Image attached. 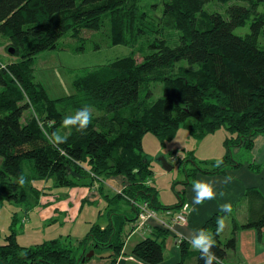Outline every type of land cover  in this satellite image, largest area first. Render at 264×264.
I'll list each match as a JSON object with an SVG mask.
<instances>
[{"label": "trees", "instance_id": "obj_1", "mask_svg": "<svg viewBox=\"0 0 264 264\" xmlns=\"http://www.w3.org/2000/svg\"><path fill=\"white\" fill-rule=\"evenodd\" d=\"M210 1L163 0L162 21L155 22L141 0H0V35L20 58L7 65L0 62L4 89L0 93V193L20 202L28 194L45 193V182H52V188H72L122 175L129 183L122 195L130 202L148 201L159 211L179 209L160 205L155 186L148 185L154 171L145 157L144 138L153 133L165 145L183 125L199 140L220 130L226 134L224 158L204 171L216 173L240 165L233 150H251L253 139L264 133V48L260 45L264 0H218L249 4H232L227 15L206 12ZM106 17L114 44L128 45L154 34L149 45L153 51L140 63L128 56L79 78L75 84L79 91L73 97L51 98L35 80V57L57 49L67 32L82 25L99 29ZM250 21V33L235 34V29ZM162 27L179 30L180 44L171 46L158 35ZM184 61L195 69L182 65ZM153 81L163 83V94L150 101ZM69 107L75 111L73 119L67 117ZM89 109L102 114L89 116ZM27 111L33 116L25 118ZM66 125L71 126L69 134L58 136ZM200 170L197 165L188 177ZM35 180L43 181L42 190L35 187ZM120 198L113 200L120 202ZM247 198L249 219L243 227L261 231L264 197L250 189ZM110 217L104 229L93 225L79 248L114 252L117 260L125 245L124 227L136 219L116 209ZM17 219L0 244V264H84L89 259L62 239L21 245L14 230ZM219 219L206 224L204 230L211 229L214 235L202 249H192L188 240L179 241L177 264L191 258L196 264H227L228 251L237 250L239 227L235 225L231 237L222 243ZM167 236L168 230L153 228L133 254L146 264L162 263Z\"/></svg>", "mask_w": 264, "mask_h": 264}, {"label": "rangeland", "instance_id": "obj_2", "mask_svg": "<svg viewBox=\"0 0 264 264\" xmlns=\"http://www.w3.org/2000/svg\"><path fill=\"white\" fill-rule=\"evenodd\" d=\"M162 2L163 0H141L144 10L151 11V19L155 22L162 21ZM232 4H242L248 6L246 2L239 3L232 1L224 4L218 0H211L204 7L206 12H220L227 15L229 6ZM264 12V6L260 8ZM251 23H247L245 27L235 29V34L244 36L251 31ZM161 26V25H159ZM156 26V28H160ZM110 18L102 19L99 29H91L80 26L78 29L67 32L58 42L57 49L38 55L33 61V69L35 80L47 89L49 95L53 99H63L77 95L78 89L76 81L90 72L111 65L114 61L132 56L137 62H142L144 58L153 50L150 43L154 39L153 35H147L137 39L128 45H116L113 43ZM158 35H162L169 45L176 46L180 44L181 32L171 27H162L159 29ZM9 40L0 35V62L3 65L19 61L20 58L14 55V49L11 51ZM260 45L264 48V31L260 36ZM182 65L188 66L186 61ZM0 85V93L3 91ZM152 100H156L163 94V83L161 81H153L150 84ZM61 105L60 109H62ZM67 117L73 119L75 111L69 107ZM31 111L25 113V118L31 115ZM89 116H100L102 113L89 109ZM33 116V114H32ZM70 125H66L58 136L68 135ZM62 134V135H61ZM57 136V137H58ZM59 138V137H58ZM211 139L199 140L193 136L183 125L177 135L170 139L165 145L153 133H148L144 138V153L147 160L152 163L154 175L152 180L159 191L163 200L172 201L179 199V187L186 180V171L193 168L201 167L203 169H212V156L218 155L217 152L223 148L225 132L220 130ZM222 154V153H221ZM220 157V155L218 156ZM162 159L174 168L169 172L166 171L162 164ZM212 159V160H210ZM219 159V158H216ZM240 161L241 157H235ZM209 162V163H208ZM2 166V158L0 157V167ZM29 175V171H27ZM35 187H40L43 183L41 180H35ZM47 190L43 194L50 203L49 206L41 203L40 197L34 194H28L26 199L20 202L10 201L0 193V244L5 243V238L11 233L14 217H17L14 230L17 231V240L23 246H34L42 244L46 241L62 239L72 244L79 251V255H85L91 250L96 253L99 249L92 246L86 247L85 250L79 248V242L85 239L89 232L88 221L93 219L94 214L88 207H81V204L75 205L76 196L71 191L73 188L59 187L52 188V182L46 185ZM71 196L69 197L68 195ZM27 206L29 209H27ZM232 219H227L226 223L220 229L222 239L227 241L233 230ZM100 254V253H99ZM96 264L102 262L101 259H94ZM191 264V263H188ZM196 264V263H195Z\"/></svg>", "mask_w": 264, "mask_h": 264}, {"label": "crops", "instance_id": "obj_3", "mask_svg": "<svg viewBox=\"0 0 264 264\" xmlns=\"http://www.w3.org/2000/svg\"><path fill=\"white\" fill-rule=\"evenodd\" d=\"M216 133L208 135L203 140L211 139L210 137ZM217 154L212 155L215 157H212L211 163L224 158L226 154L225 139L221 152L218 151ZM233 154L235 157H241L240 161L236 160L240 165L229 166L222 172L207 173L203 169L196 171L189 178L188 171H186V180L179 187L180 196L178 200H163L161 191L157 189L155 182L152 179L148 181V185L155 186L160 205L184 206L187 212V222L176 224L172 231H168L164 243V261L160 264H177L180 261L179 241L181 239L190 241L194 250L202 249L205 242L213 238V230H204V228L215 217H220L218 234L222 243L226 241L222 239L220 229L227 219L231 218L233 225L239 227L237 250L235 252L228 251L227 264H264V228L257 231L243 227L249 219L247 191L256 189L264 197V133L253 139L251 150L245 151L243 148H235ZM219 155L220 157H218ZM128 185L127 178L121 175L96 181L93 186L72 187L74 190L71 191V194L73 193L77 198L74 202L75 205L81 204L82 208L88 207L95 216L87 223L89 231L93 225H99L102 229L106 228L110 224V215L114 209L127 215L130 219H137L136 210L129 199L122 195ZM71 194L68 196L70 197ZM118 196H121L120 202L114 201L113 199ZM46 198L42 195L40 200L41 203L45 204L42 206L47 207L50 203H47L49 200ZM159 216L162 214L160 213ZM134 222H128L124 227L125 245L117 260H114L113 257L109 259L98 258L102 261L98 263L146 264L133 254L135 246L147 238L143 233L133 232ZM150 225L151 228L157 226V222L152 221ZM234 226L230 237L234 231ZM94 259L96 257L85 260L84 264H96ZM188 263L195 264L194 258H191L186 264Z\"/></svg>", "mask_w": 264, "mask_h": 264}, {"label": "built area", "instance_id": "obj_4", "mask_svg": "<svg viewBox=\"0 0 264 264\" xmlns=\"http://www.w3.org/2000/svg\"><path fill=\"white\" fill-rule=\"evenodd\" d=\"M131 202L138 209V216L133 223V232L143 233L147 237L151 236L153 228L159 227L164 230L172 231L176 224L187 222V212L182 206L179 209H166L157 210L151 206L148 201H136L131 200ZM162 216H159V214ZM156 221L157 226L151 228V222Z\"/></svg>", "mask_w": 264, "mask_h": 264}, {"label": "water", "instance_id": "obj_5", "mask_svg": "<svg viewBox=\"0 0 264 264\" xmlns=\"http://www.w3.org/2000/svg\"><path fill=\"white\" fill-rule=\"evenodd\" d=\"M11 51H13L12 49H11ZM162 162H163V164H162V166H163V168L166 170V171H171L174 167L173 166H171L168 162H167V160L166 159H162ZM115 255V253L114 252H106V253H101V254H99V253H96V251L95 250H91L88 254H87V258H93V257H97V258H101V259H109V258H111V257H113Z\"/></svg>", "mask_w": 264, "mask_h": 264}]
</instances>
